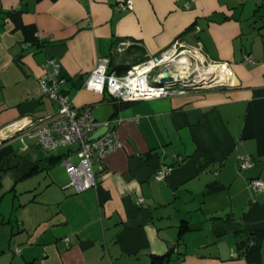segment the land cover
Wrapping results in <instances>:
<instances>
[{
  "label": "crops",
  "instance_id": "crops-1",
  "mask_svg": "<svg viewBox=\"0 0 264 264\" xmlns=\"http://www.w3.org/2000/svg\"><path fill=\"white\" fill-rule=\"evenodd\" d=\"M124 1L0 0V127L55 110L36 82L54 57L72 103L88 106L97 121L121 118L111 127L122 141L93 161L95 185L75 191L60 160L43 158L68 147L45 150L20 132L0 137V160L41 157L60 186L54 200L33 195L20 204V225L10 230L15 246H0V264H264V190L247 186L251 177L264 179V0H131V8ZM9 11L33 24L34 39ZM251 16L248 45L242 22ZM176 38L223 64L229 79L159 98L116 99L129 101L119 108L108 93L82 87L99 55L130 65ZM242 155L252 165L239 169ZM164 166L165 176L155 179ZM238 238L257 240L258 261L245 259Z\"/></svg>",
  "mask_w": 264,
  "mask_h": 264
},
{
  "label": "built area",
  "instance_id": "built-area-1",
  "mask_svg": "<svg viewBox=\"0 0 264 264\" xmlns=\"http://www.w3.org/2000/svg\"><path fill=\"white\" fill-rule=\"evenodd\" d=\"M125 8H131V0L122 3ZM188 6L187 2L184 4ZM127 41H120L118 44H126ZM184 45L178 38L158 54L144 60L130 64L122 72L110 68L109 57L99 55L95 65L85 77L82 87L100 93L106 92L117 100H136L143 98H159L174 93H182L191 87H209L220 84L215 78L201 77L199 71L203 70L204 64L209 65L207 57L198 49H191ZM185 56L189 62H200L202 65L194 64L193 70L179 74L173 66L175 59ZM202 57V59H201ZM243 60L253 63L254 59L245 54ZM169 61L171 66L156 69L157 65ZM218 64L220 62H212ZM42 73L36 77V82L41 92L56 103L54 111L37 117L22 116L0 127V137L10 138L20 132L24 135L35 137L37 144L45 150H54L58 146L68 147V151L60 158V163L65 167L69 180L66 184L75 191L85 190L96 183L92 169L95 160H101L110 152L122 145L111 122H119L121 118H108L105 121H97L88 106L76 107L72 98L60 88L64 78L59 73V63L54 57H47L42 63ZM200 68V70L198 69ZM166 69L173 76L171 81H161V71ZM151 71H154L152 74ZM102 125L108 128L98 136L90 138L94 130ZM179 159H181L179 157ZM237 165L244 169L252 165L249 156H238ZM168 171V167L156 170L153 173L155 179H161ZM247 186L252 190H264V179L251 177L247 180ZM138 197V201H142ZM68 243V236L64 238ZM20 251V247L14 249Z\"/></svg>",
  "mask_w": 264,
  "mask_h": 264
},
{
  "label": "rangeland",
  "instance_id": "rangeland-1",
  "mask_svg": "<svg viewBox=\"0 0 264 264\" xmlns=\"http://www.w3.org/2000/svg\"><path fill=\"white\" fill-rule=\"evenodd\" d=\"M249 11L248 4L245 6V13ZM261 13V11L259 12ZM258 16V15H257ZM257 16H251L250 20H244L242 24L244 27L247 26V30H245V33L243 34V42L247 43L249 45L250 37H251V28L250 26L254 23L251 22V19L253 20ZM251 22V23H250ZM257 24H260L261 21H256ZM249 30V31H248ZM189 49V48H188ZM210 61V60H209ZM169 61H164L157 65L156 69H159L161 67L165 66H171V64L168 63ZM212 63V62H211ZM194 64L202 65L200 62H190L189 63V70L192 69ZM174 66V65H173ZM207 64H204L203 67H206ZM193 70V69H192ZM153 74L154 71H151ZM24 140L28 143H34V138H28V136H24ZM14 145L16 147H19V142H15ZM67 148L66 146H61L58 148ZM72 147V146H68ZM38 150L44 155L46 153L45 150L38 148ZM59 150V149H58ZM14 174L15 172L13 170H7L5 171L1 176V188H0V246H3L4 251H9V245L12 247L15 246V242L11 238V232L12 229L14 232L20 225L18 223L19 219V208L20 204L25 202L28 197H34L36 200L40 202H48V200H54L56 199V188H60L58 182L51 181V177L49 175V172L46 174V172L38 171L31 173V175H27L23 177L22 179H19L17 181L14 180ZM69 180V176L67 181ZM9 220V221H8ZM13 235V234H12Z\"/></svg>",
  "mask_w": 264,
  "mask_h": 264
},
{
  "label": "trees",
  "instance_id": "trees-1",
  "mask_svg": "<svg viewBox=\"0 0 264 264\" xmlns=\"http://www.w3.org/2000/svg\"><path fill=\"white\" fill-rule=\"evenodd\" d=\"M10 19L13 21L14 25L17 27H21V29L26 33L30 38L34 39L33 33H34V26L33 24H25L21 21L19 13L15 11H9L7 12ZM193 25V22L190 24V26ZM188 26V27H190ZM118 39V38H116ZM115 39V41H116ZM142 54V52H140ZM141 60L146 59L145 56L141 55ZM110 61V68H116L117 70H125L129 65L126 63H113V60L109 58ZM112 102L115 108L124 107L127 104H129V101H117L115 98H112ZM63 155L55 154V155H45L43 158L46 159V162L48 161H55L56 159H59ZM41 157L38 158H31L27 154L23 153H12L8 155L2 156L0 160V188H1V176L2 174L7 170H13L15 172V181L30 175L31 173L38 172L42 169H44L47 165H43L41 161ZM1 197V194H0ZM235 235H240L241 231L243 230L241 227L234 228L233 229ZM236 244L239 247L243 248V255L246 260L248 261H258L260 259V245L258 244L257 240L253 242L252 244L246 243V241L242 238H238ZM156 256H154L152 259L154 260ZM158 258V257H157Z\"/></svg>",
  "mask_w": 264,
  "mask_h": 264
},
{
  "label": "bare ground",
  "instance_id": "bare-ground-1",
  "mask_svg": "<svg viewBox=\"0 0 264 264\" xmlns=\"http://www.w3.org/2000/svg\"><path fill=\"white\" fill-rule=\"evenodd\" d=\"M172 62L174 63L173 65L178 69V74H184L185 72H188L190 62L187 57L181 56ZM198 69L200 70V68ZM199 75L201 77L211 76L217 81L225 82L227 81L226 79H229L230 72L223 64L215 65L214 63H210L206 67H203V70L199 71Z\"/></svg>",
  "mask_w": 264,
  "mask_h": 264
},
{
  "label": "water",
  "instance_id": "water-1",
  "mask_svg": "<svg viewBox=\"0 0 264 264\" xmlns=\"http://www.w3.org/2000/svg\"><path fill=\"white\" fill-rule=\"evenodd\" d=\"M179 76H180L179 74H176L175 78H179ZM172 79H173V76L170 75L166 69L161 71V76H160L161 81H171ZM107 128H108L107 125L100 126L96 130H94V132H92V134L90 135V138H94L98 136L99 134L103 133Z\"/></svg>",
  "mask_w": 264,
  "mask_h": 264
}]
</instances>
